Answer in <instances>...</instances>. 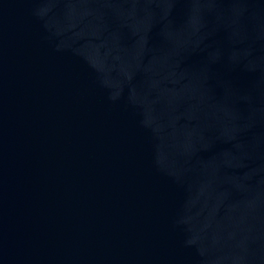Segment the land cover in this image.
I'll return each mask as SVG.
<instances>
[{
	"label": "water",
	"instance_id": "obj_1",
	"mask_svg": "<svg viewBox=\"0 0 264 264\" xmlns=\"http://www.w3.org/2000/svg\"><path fill=\"white\" fill-rule=\"evenodd\" d=\"M0 264H264V0H0Z\"/></svg>",
	"mask_w": 264,
	"mask_h": 264
}]
</instances>
